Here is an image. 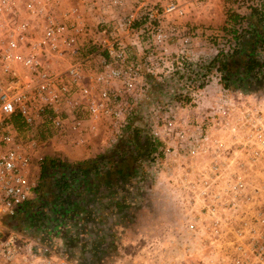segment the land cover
Segmentation results:
<instances>
[{
    "label": "built area",
    "instance_id": "built-area-1",
    "mask_svg": "<svg viewBox=\"0 0 264 264\" xmlns=\"http://www.w3.org/2000/svg\"><path fill=\"white\" fill-rule=\"evenodd\" d=\"M233 3L219 31L200 22L212 0H0V264H83L60 214L18 224L36 167L46 147L68 162L136 131L135 183L163 177L201 209L189 264H264V97L223 71L264 0Z\"/></svg>",
    "mask_w": 264,
    "mask_h": 264
},
{
    "label": "crops",
    "instance_id": "crops-1",
    "mask_svg": "<svg viewBox=\"0 0 264 264\" xmlns=\"http://www.w3.org/2000/svg\"><path fill=\"white\" fill-rule=\"evenodd\" d=\"M207 20L206 16L200 18L206 25ZM261 88L257 87L254 97L263 99L264 88ZM74 150L63 149L70 163L97 157L84 149ZM42 166L36 167L40 178L38 198ZM112 174L92 186L85 200L80 197L76 201L73 196L54 202L47 198L50 201L46 202V213L60 214V226L76 232L83 264H189L203 256L208 240L202 229L189 228L201 209L189 205L187 193L174 191L163 177L139 185L128 174L114 184L116 173ZM79 201L86 209L82 213L73 212L72 206ZM31 210L23 211L26 219L40 215ZM57 215L54 217L58 218ZM198 224L203 227V220Z\"/></svg>",
    "mask_w": 264,
    "mask_h": 264
},
{
    "label": "trees",
    "instance_id": "trees-1",
    "mask_svg": "<svg viewBox=\"0 0 264 264\" xmlns=\"http://www.w3.org/2000/svg\"><path fill=\"white\" fill-rule=\"evenodd\" d=\"M252 17V31L237 37V47L234 53L223 63L226 80L247 90H255L263 82L261 77L257 76V71H262L264 67L263 62L258 57V51L264 49V13L255 11ZM238 19L239 16L237 15L229 18V20L235 21ZM128 136L115 149L92 159L71 163L46 159L42 166L41 180L42 184L46 181L48 191L46 190V199L39 194L40 202L45 200L49 202L50 200H47L49 197L54 202L71 199L73 196L76 197V201L80 197L85 200L88 198V192L92 190V186L100 180L113 176V172L116 173L114 184H117L118 180L128 174L133 177L135 175L133 165L135 155L130 152V144H132L133 149L135 145L141 148L144 147V141L139 136L138 131L134 132L132 137ZM143 155L144 152L140 157ZM81 204L82 201L74 204L72 206L73 212L82 213L86 209V205ZM24 210L28 211L27 205Z\"/></svg>",
    "mask_w": 264,
    "mask_h": 264
},
{
    "label": "rangeland",
    "instance_id": "rangeland-1",
    "mask_svg": "<svg viewBox=\"0 0 264 264\" xmlns=\"http://www.w3.org/2000/svg\"><path fill=\"white\" fill-rule=\"evenodd\" d=\"M234 8L233 0H212V8L211 12L209 14L208 18V24L205 27H209L212 30H219L221 31L223 27L225 26V23L227 21L229 11H231ZM261 89L264 88V81L259 85ZM257 90V89H256ZM255 90V91H256ZM75 151V150H74ZM81 151V150H78ZM73 152V151H71ZM42 157L46 159H52L57 160V152L52 147H46L43 151ZM70 160V159H69ZM39 173V171H38ZM41 173V172H40ZM42 181V180H41ZM46 181L44 184L41 183L39 194L46 199V192L48 189H46ZM47 190V191H46ZM44 205L40 202V198H37L35 202H32L28 204V209H32L33 212L38 213L39 211H43V208L46 209V200L43 202ZM26 207V206H25ZM24 209V208H23ZM21 211L18 219V224L20 226H24L26 223H29V221L25 218L23 214V210ZM29 212V213H30ZM44 213V212H41Z\"/></svg>",
    "mask_w": 264,
    "mask_h": 264
}]
</instances>
